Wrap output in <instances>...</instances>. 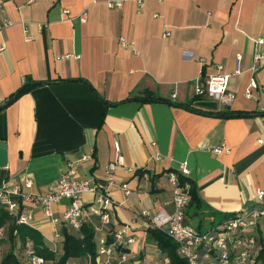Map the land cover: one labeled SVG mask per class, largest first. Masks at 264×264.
<instances>
[{"label": "crops", "instance_id": "crops-1", "mask_svg": "<svg viewBox=\"0 0 264 264\" xmlns=\"http://www.w3.org/2000/svg\"><path fill=\"white\" fill-rule=\"evenodd\" d=\"M259 38L264 0H123L120 7L107 0H0V104L34 84L0 109L7 150L0 183L29 179L27 191L44 194L73 162L78 178L117 203L111 223L92 217L96 237L128 225L132 264H164L146 229L153 213L173 211L168 177L180 174L181 162L203 205L186 214L197 227L252 205L264 188V64L249 69L254 51L264 53ZM218 65L236 97L212 109L202 102L213 101L192 92ZM252 75L259 87L246 97ZM219 144L226 150L212 152ZM111 161L118 164L109 181L104 167ZM82 198L89 202L93 194ZM67 205L63 199L50 209L61 218ZM30 212L29 226L59 250L66 225L51 222L41 206Z\"/></svg>", "mask_w": 264, "mask_h": 264}, {"label": "built area", "instance_id": "built-area-1", "mask_svg": "<svg viewBox=\"0 0 264 264\" xmlns=\"http://www.w3.org/2000/svg\"><path fill=\"white\" fill-rule=\"evenodd\" d=\"M139 4L142 0H135ZM123 0H107L109 7H120ZM82 13L81 19H85ZM264 39H256L255 44H261ZM123 46H130L131 42L120 38ZM3 46L0 45V51ZM68 55H65L67 57ZM264 64V53L255 50L252 56V63L249 67L253 74ZM241 71V57L236 58L235 72ZM229 74L222 70V66L216 67V73L209 74L205 81L196 80L193 85V92L196 97H203L211 100L217 106H230L236 94L228 88ZM259 85L254 75L250 76L248 85L244 89V95L250 97L252 90ZM175 96V95H173ZM261 125L264 129V114L261 115ZM260 141H262L260 139ZM115 150L118 151L119 144L115 142ZM224 144L214 146L212 152L218 154L226 150ZM159 158V155H156ZM117 161H111L105 165L104 170L109 181L113 178V172ZM178 170L182 175H187L189 169L186 162H181ZM169 180L173 184L171 203L173 211L170 213L157 212L150 216L149 223L163 230L178 245V253L184 256L189 264H261L256 259L259 249L264 248V188H258L253 195V204L225 217L220 222L206 226L205 229H198L186 221L185 209L190 199L187 185H179L176 173H170ZM31 180L20 183H0V206L11 216H14L17 223L29 225L32 208L41 206L44 213L50 217L53 223H62L78 229L82 222L92 220L96 217L101 225L110 222V210L117 204L106 190L100 189L95 183L78 178L75 175L73 162H68V168L63 171L56 183H53L44 194H33L27 191L31 187ZM121 187L125 195L129 193L126 183ZM93 194V199L85 202L82 198L84 193ZM66 199L68 205L61 218L51 212V205ZM29 202V206L24 205ZM142 215H148L142 210ZM98 229V226H95ZM3 227H0L2 235ZM111 238L100 235L96 237V264H132L129 257V246L135 238L129 231L128 225L115 228ZM30 264H44L41 256L33 254L32 250L27 253ZM168 264V259H164Z\"/></svg>", "mask_w": 264, "mask_h": 264}, {"label": "trees", "instance_id": "trees-1", "mask_svg": "<svg viewBox=\"0 0 264 264\" xmlns=\"http://www.w3.org/2000/svg\"><path fill=\"white\" fill-rule=\"evenodd\" d=\"M33 83L26 82L19 89L13 92L8 98L0 104V109L7 106L12 100H15L20 94L27 92L33 87ZM136 99V97H128L126 100ZM231 115H242V113H231ZM142 174V171L139 172ZM179 185L181 187L187 185V190L190 195L189 202L185 209V215H197L201 211L203 205L197 194L194 183L185 175L178 174ZM223 218H216V222H220ZM186 221L188 219L186 218ZM215 221L212 222V224ZM0 227H3L0 241L8 240L9 247L3 254L0 255V264H30L28 261V251L32 250L33 254L41 256L44 259V264H72L73 260H77L76 264H96L97 248H96V229L95 223L92 220L82 222L78 229L73 231L68 230L66 226L61 228V247L59 250L47 245L42 234L33 227L17 223L14 216L9 215L0 206ZM198 229L205 227L195 226ZM147 235L152 238L157 245V249L168 259V264H189L188 260L178 253L177 243L170 238L163 230L149 223L146 229ZM112 236H108L110 239ZM262 236L259 241H262ZM19 242V245H17ZM16 247L21 249L22 256L16 253ZM256 259L261 260L264 264V248H260Z\"/></svg>", "mask_w": 264, "mask_h": 264}, {"label": "water", "instance_id": "water-1", "mask_svg": "<svg viewBox=\"0 0 264 264\" xmlns=\"http://www.w3.org/2000/svg\"><path fill=\"white\" fill-rule=\"evenodd\" d=\"M203 105L210 107L212 109H216L215 102H202ZM7 162V150H6V143L3 140H0V166H4Z\"/></svg>", "mask_w": 264, "mask_h": 264}, {"label": "rangeland", "instance_id": "rangeland-1", "mask_svg": "<svg viewBox=\"0 0 264 264\" xmlns=\"http://www.w3.org/2000/svg\"><path fill=\"white\" fill-rule=\"evenodd\" d=\"M9 241L8 240H2V241H0V255L1 254H3V252L4 251H6L7 249H8V247H9ZM19 245V242H17V245L16 246H18ZM16 253L20 256V255H22V251H21V249H18L17 247H16ZM22 256H20V258H21Z\"/></svg>", "mask_w": 264, "mask_h": 264}]
</instances>
